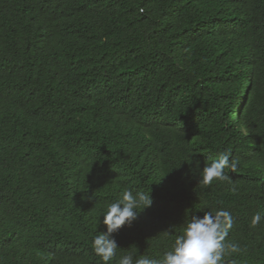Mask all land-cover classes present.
Instances as JSON below:
<instances>
[{"label": "trees", "instance_id": "obj_1", "mask_svg": "<svg viewBox=\"0 0 264 264\" xmlns=\"http://www.w3.org/2000/svg\"><path fill=\"white\" fill-rule=\"evenodd\" d=\"M124 190L153 204L109 264L220 209L242 249L223 264H264V0H0V264H102Z\"/></svg>", "mask_w": 264, "mask_h": 264}, {"label": "clouds", "instance_id": "obj_2", "mask_svg": "<svg viewBox=\"0 0 264 264\" xmlns=\"http://www.w3.org/2000/svg\"><path fill=\"white\" fill-rule=\"evenodd\" d=\"M231 151L221 153L212 163L205 165L201 171L199 183L209 185L214 180H227L225 169L236 171L239 160L230 159ZM197 162V166H198ZM150 191L124 190L120 197L107 206L103 213V224L106 232L97 233L92 240V249L102 264H109L116 257L120 248L113 238L115 233L125 225L131 226L137 220L138 214L152 206ZM142 209V211H140ZM259 213L253 216L252 226L260 223ZM234 217L227 210L206 212L203 217L191 216L182 234L174 240L171 250L159 259L141 256L134 259L132 253H127L116 260V264H223L228 255L239 254L242 249L237 243L226 242L229 231L234 225ZM138 251V249H137Z\"/></svg>", "mask_w": 264, "mask_h": 264}, {"label": "water", "instance_id": "obj_3", "mask_svg": "<svg viewBox=\"0 0 264 264\" xmlns=\"http://www.w3.org/2000/svg\"><path fill=\"white\" fill-rule=\"evenodd\" d=\"M225 264H227V263L225 262Z\"/></svg>", "mask_w": 264, "mask_h": 264}]
</instances>
